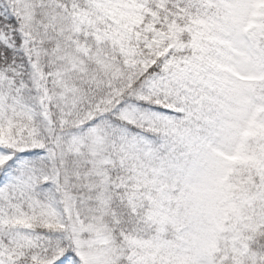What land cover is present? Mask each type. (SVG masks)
Wrapping results in <instances>:
<instances>
[{
	"label": "snow or ice",
	"instance_id": "6c2138e0",
	"mask_svg": "<svg viewBox=\"0 0 264 264\" xmlns=\"http://www.w3.org/2000/svg\"><path fill=\"white\" fill-rule=\"evenodd\" d=\"M0 264H264V0H0Z\"/></svg>",
	"mask_w": 264,
	"mask_h": 264
}]
</instances>
